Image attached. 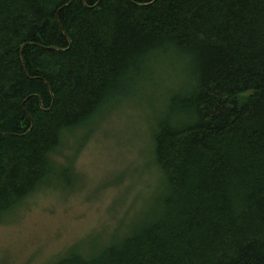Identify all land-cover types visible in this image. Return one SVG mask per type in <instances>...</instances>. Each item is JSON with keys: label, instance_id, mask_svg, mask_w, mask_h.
<instances>
[{"label": "trees", "instance_id": "obj_1", "mask_svg": "<svg viewBox=\"0 0 264 264\" xmlns=\"http://www.w3.org/2000/svg\"><path fill=\"white\" fill-rule=\"evenodd\" d=\"M70 1L0 0V223L70 182L66 136L167 64L182 81L149 131L160 193L125 235L52 264H264V0Z\"/></svg>", "mask_w": 264, "mask_h": 264}, {"label": "rangeland", "instance_id": "obj_2", "mask_svg": "<svg viewBox=\"0 0 264 264\" xmlns=\"http://www.w3.org/2000/svg\"><path fill=\"white\" fill-rule=\"evenodd\" d=\"M173 74L172 65L161 66L163 78L66 136L53 160L71 181L40 187L0 223V264H52L129 231L162 188L149 131L167 92L181 84Z\"/></svg>", "mask_w": 264, "mask_h": 264}, {"label": "water", "instance_id": "obj_3", "mask_svg": "<svg viewBox=\"0 0 264 264\" xmlns=\"http://www.w3.org/2000/svg\"><path fill=\"white\" fill-rule=\"evenodd\" d=\"M71 1H72V0H71ZM71 1H70V3H71ZM70 3H69V4H70ZM69 4H68V5H69ZM53 50H58V49H56V48H53ZM47 87L49 88V86H48V85H47Z\"/></svg>", "mask_w": 264, "mask_h": 264}]
</instances>
